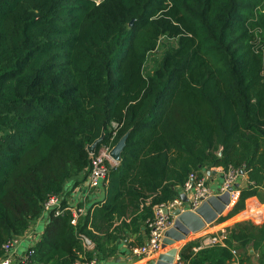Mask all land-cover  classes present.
<instances>
[{
  "label": "trees",
  "instance_id": "trees-1",
  "mask_svg": "<svg viewBox=\"0 0 264 264\" xmlns=\"http://www.w3.org/2000/svg\"><path fill=\"white\" fill-rule=\"evenodd\" d=\"M253 1L0 0V257L43 217L49 196L85 180L88 146L101 138L97 151L113 132L112 147L127 139L104 201L75 224L62 201L25 264L105 261L125 234L148 233L153 208L177 198L191 172L232 166L246 175L219 223L248 198L264 202V53L243 4ZM164 38L175 43L145 75ZM249 228L258 242L232 231L226 246L186 254L188 245L180 260L226 264L233 243L257 250L264 224Z\"/></svg>",
  "mask_w": 264,
  "mask_h": 264
},
{
  "label": "crops",
  "instance_id": "crops-1",
  "mask_svg": "<svg viewBox=\"0 0 264 264\" xmlns=\"http://www.w3.org/2000/svg\"><path fill=\"white\" fill-rule=\"evenodd\" d=\"M119 164V163H118ZM117 164V165H118ZM224 169L221 167H212L209 169H204L201 171L202 177L205 179L206 184L209 186L211 190H213L218 195V189L223 182V174ZM238 185V187H234L237 189L244 188L247 184V177L245 174L240 175L239 179L234 185ZM239 191V190H238ZM180 196V194H179ZM62 201L66 203V206L70 208V210L75 211L80 209L83 216L89 209L95 207L98 203L104 201L105 199V191L104 187L102 186L98 190H90L86 182L79 181V183L75 186L74 182L70 181L65 185V191L62 195H60ZM187 200V198H186ZM236 201L233 203H229L226 207L224 213L221 217H225L233 208ZM79 217V216H78ZM218 220V219H217ZM210 225H205L203 230L195 233L189 234L185 240L180 241L174 245L177 250V256L180 258L181 250L188 245H193L190 250H187L185 253L188 252H198L202 248H210L205 247L206 239L211 235L219 234L221 231L226 232V239L223 241L224 246H226L225 241L229 239V235L232 231H248L247 234H251L253 236V241L258 242V235L253 229H247L249 226H253L255 228H259L264 224V202L262 203L257 197L248 198L244 203V209L237 214L233 215L232 217L224 220L223 222L219 223L218 221ZM126 222H129V218L125 219ZM121 221H118L114 224L113 227L118 226ZM42 224L41 231L39 232V225ZM46 221L44 217H41L38 221L33 223L27 231L22 235L21 242L19 246L16 248L15 258L19 260L22 258L27 251L32 247L33 244L36 243V240L42 234V231L45 227ZM147 226V224H146ZM140 235L137 234H125L126 238L120 240L116 243V252L115 254L106 259L105 261H94V264H151V262H155L157 258H138L133 257L130 253V248L136 243L137 236L142 237L143 243L146 241L148 236L147 234L143 233V228L140 229ZM148 231V229H147ZM249 239V238H248ZM251 240V238H250ZM142 243V244H143ZM23 245L27 247L24 248ZM233 248H230L235 254H232V260H230L226 264H264V257L262 259V263L260 262V257L264 254V241L262 240L259 243L258 249H253L251 243L248 244L246 247H241L236 243H233ZM220 246V247H224ZM91 246L87 245V249H91ZM162 251L161 253H164Z\"/></svg>",
  "mask_w": 264,
  "mask_h": 264
},
{
  "label": "built area",
  "instance_id": "built-area-1",
  "mask_svg": "<svg viewBox=\"0 0 264 264\" xmlns=\"http://www.w3.org/2000/svg\"><path fill=\"white\" fill-rule=\"evenodd\" d=\"M97 4L96 0H94ZM101 1V0H100ZM112 128H116L117 125L112 123ZM115 136V132L112 133L110 142L108 144L101 145L100 148L93 153H89L90 162L86 173L85 182L90 190H98L102 186L104 187L107 180L108 171L110 168L117 166V162L113 161L110 156L112 150L111 141ZM223 182L218 189V195L225 193L229 190L230 203L233 201H238L239 191L234 188V184L240 177V171L232 166H229L227 170H223ZM180 194H184L187 198V202H183L180 197L165 203L157 205L153 208V218L147 221L148 236L146 241L139 246H132L130 248V253L133 257L138 258H157L162 252V240L164 239V233L166 230L173 226L175 216L172 212L175 209H179L180 212H195L196 209L202 204L206 199L216 196L215 192L209 188L206 184L205 179L198 175L197 172H191L188 174L183 186L180 189ZM62 200L60 196L51 195L44 202L42 207L43 217L45 218L48 214H53V216H59L64 209L61 207ZM164 208L167 209L168 214H164ZM73 214L72 224H75L76 218L82 214L80 209L71 211L67 206L65 208ZM22 236L13 237L6 241L2 245V256L0 257V264H25L29 255L33 253L32 247L27 251V253L16 260L15 253L16 248L21 242ZM226 239V232L221 231L219 234L211 235L206 239L205 247L214 246H224L223 241ZM37 242V240H36ZM231 254H235L231 250ZM76 264H94V261L84 262ZM173 264H185L177 256L174 257Z\"/></svg>",
  "mask_w": 264,
  "mask_h": 264
},
{
  "label": "water",
  "instance_id": "water-1",
  "mask_svg": "<svg viewBox=\"0 0 264 264\" xmlns=\"http://www.w3.org/2000/svg\"><path fill=\"white\" fill-rule=\"evenodd\" d=\"M132 23L133 20L129 23V26H131ZM126 139L127 134L119 139L110 152L111 158L117 163L121 161V152L125 146ZM100 140L101 138L88 146L87 150L89 153L94 152L95 147ZM240 175H243L242 171H240ZM234 187H238V185L236 184ZM228 192L229 190L220 195L206 199L195 212H180L179 209H175L172 212V215L176 217L173 226L165 231L164 239L162 240V251L165 252L159 254L156 261L151 262V264H173L174 257L177 253L174 245L185 240L189 234H195L203 230L205 225L214 223L220 216H222L226 207L230 203ZM179 197L183 202H187L184 194H180ZM163 213L168 214L166 208H164ZM84 241L87 245L91 246L88 239L84 238Z\"/></svg>",
  "mask_w": 264,
  "mask_h": 264
},
{
  "label": "rangeland",
  "instance_id": "rangeland-1",
  "mask_svg": "<svg viewBox=\"0 0 264 264\" xmlns=\"http://www.w3.org/2000/svg\"><path fill=\"white\" fill-rule=\"evenodd\" d=\"M253 2H244L245 7L249 9L252 7L253 18H250L248 21L249 23H253V38H255L256 42V49L264 53V31H263V24H264V0H260L258 4L254 6ZM255 24V25H254ZM175 43V42H174ZM173 41L162 39L154 52H152L146 60L144 65L143 72L145 75H148L152 72V70L157 66V63L162 58L164 53V46L166 47L168 44H174ZM225 214V213H224ZM42 228V224L39 225L38 231L40 232ZM26 248V245H23Z\"/></svg>",
  "mask_w": 264,
  "mask_h": 264
},
{
  "label": "clouds",
  "instance_id": "clouds-1",
  "mask_svg": "<svg viewBox=\"0 0 264 264\" xmlns=\"http://www.w3.org/2000/svg\"><path fill=\"white\" fill-rule=\"evenodd\" d=\"M97 4H99L100 0H96Z\"/></svg>",
  "mask_w": 264,
  "mask_h": 264
}]
</instances>
